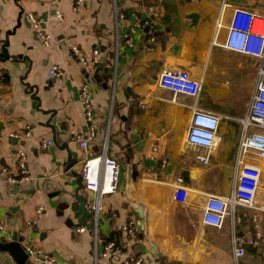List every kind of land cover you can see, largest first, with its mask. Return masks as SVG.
I'll list each match as a JSON object with an SVG mask.
<instances>
[{"label": "crops", "instance_id": "1", "mask_svg": "<svg viewBox=\"0 0 264 264\" xmlns=\"http://www.w3.org/2000/svg\"><path fill=\"white\" fill-rule=\"evenodd\" d=\"M225 1L230 7L221 11L222 0H81L79 5L77 0H0L2 239L16 235L23 247L40 249L55 264H93V249L100 252L109 242L115 250L99 263L124 264L133 257L146 264H235L237 245L245 250L237 264H264V212L257 213L263 242L256 247L251 245L253 210L235 207L219 228L202 223L207 197H225L233 190L241 166V119L260 65L223 44L233 9L264 17V0ZM28 14L54 41L49 47L36 36ZM145 21L152 44L148 29L138 26ZM72 47L88 61L97 50L98 63L83 66ZM53 67L63 71L62 78L49 75ZM174 70L187 71L199 83L196 98L160 87L159 77ZM83 85L92 91L96 133L85 149L77 139L88 127L79 98ZM195 109L220 117L209 151L186 140ZM50 116L56 119L53 130L44 125ZM18 134L22 137H13ZM106 134L107 155L117 160L120 176L116 192L101 198L94 236L86 228L94 193L79 192L89 211L82 224L73 210L74 175L85 159L101 153ZM47 141L52 144L44 147ZM17 150L26 153L29 180L11 184L3 169L18 177ZM207 152L206 162H200L197 157ZM261 169L264 186V164ZM177 177L187 189L183 204L172 198ZM39 206L42 217L28 226ZM130 221L132 234L117 229ZM0 264L14 262L0 254ZM32 264L46 263L40 258Z\"/></svg>", "mask_w": 264, "mask_h": 264}, {"label": "built area", "instance_id": "2", "mask_svg": "<svg viewBox=\"0 0 264 264\" xmlns=\"http://www.w3.org/2000/svg\"><path fill=\"white\" fill-rule=\"evenodd\" d=\"M81 0H77L79 5ZM230 5L224 0L221 2V11ZM74 7V11H76ZM56 17L61 19V14L56 13ZM30 25L35 29L36 36L41 40L44 46L49 47L52 42L51 37L37 30L38 20L33 14H28ZM142 29H148L147 43L152 44L154 38L151 35L150 25L148 22L138 24ZM221 28V23L217 24V30ZM226 37L223 48L227 51L240 53L260 62L257 75L258 79L255 84L254 93L250 101L247 115L241 119L243 125V134L239 144L238 161L241 164L236 171L233 181V190L228 196L210 195L205 200L201 213L202 223L204 225L219 228L224 218L234 211L235 207L253 210L255 213L251 216L252 227L254 230V240L251 243L253 247L259 246L263 238L259 228L258 214L264 212V186L261 182V165L264 164V17L242 8H235L232 12V18L226 27ZM72 51L77 55L83 66L90 63H98V51H92L90 61L80 53L77 47H72ZM49 75L55 79L62 78L64 73L58 67L49 70ZM159 85L162 89L172 92L174 95H184L190 98H196L199 92V83L192 79L187 71L174 70L165 72L159 77ZM92 91L87 85H83L79 90V98L82 106L84 120L87 123V131L77 136L79 147L87 148L89 142L93 141L96 133L94 127V108L92 105ZM220 117L206 111L195 109L190 125L188 128L186 140L189 144L201 147L209 151L215 143V135L218 129ZM249 128L255 131L247 132ZM24 137H29V131L25 132ZM14 138H21L22 134L14 135ZM108 135L106 134L102 141V149L99 155L85 159L81 168V178L83 189L94 193L93 205L91 208V224L93 234L98 225V215L101 210V198L105 195L113 194L118 188L120 176L119 165L115 158L107 155ZM51 141L43 143L44 147L51 145ZM208 152L197 157L200 162H206ZM18 177L14 178L7 169L5 172L7 181L11 184L28 181L27 158L23 150L16 151ZM173 186L172 198L174 202L183 204L187 199V189L184 186L183 179L177 177ZM44 212L43 207L39 206L34 211V217L28 221L27 225H34ZM117 229L130 235L134 232V223L132 221L117 226ZM84 232L83 227L77 230ZM115 244L109 242L104 245L103 249L98 252L93 249V264L99 263L100 259L107 260L115 250ZM30 260L35 263L43 258L46 264H55L56 260L50 255L42 253L40 249L31 246L24 247ZM245 254L243 246H237L233 249V261L235 264ZM31 261V262H32ZM124 264H146V261L140 258L129 257Z\"/></svg>", "mask_w": 264, "mask_h": 264}, {"label": "water", "instance_id": "3", "mask_svg": "<svg viewBox=\"0 0 264 264\" xmlns=\"http://www.w3.org/2000/svg\"><path fill=\"white\" fill-rule=\"evenodd\" d=\"M191 18L194 20L196 19V16L192 15ZM17 25H19V22H17ZM7 44V41H4L2 45L1 58L4 60L8 58L6 50ZM55 124L56 119L54 118V116H50L44 123L45 126L49 127L52 130ZM74 176L77 178V188L74 190V197L77 201V205L73 207V210L75 212V218L79 219V222L84 224L83 219L85 220L88 218L89 211L85 205L84 194H79L80 190H82L83 188L81 175L75 174ZM86 226L88 230L92 229L91 223H88V225ZM0 254H6L11 257L14 264H32L28 254L25 252V249L22 245V239L20 237H17L16 235H13L9 241L0 237Z\"/></svg>", "mask_w": 264, "mask_h": 264}]
</instances>
